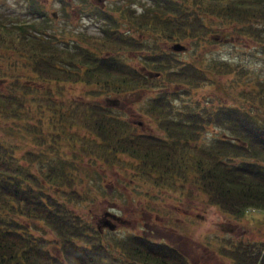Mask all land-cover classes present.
<instances>
[{
  "label": "rangeland",
  "instance_id": "rangeland-1",
  "mask_svg": "<svg viewBox=\"0 0 264 264\" xmlns=\"http://www.w3.org/2000/svg\"><path fill=\"white\" fill-rule=\"evenodd\" d=\"M39 1L43 2L41 10L46 12L49 19H54L50 21L51 25L58 30L65 31L69 28L82 31L84 39H80L81 42L77 40L76 44L80 43L82 48L95 53L98 59H104L105 65H100L101 70L93 69L91 76L87 77L84 75L86 66L77 61L67 62L65 66L75 69L74 71L61 73L50 69L46 78L50 82L46 80L45 83L26 64L25 56L19 52L23 43L20 42L18 33L0 28V39L4 40L0 43V106L3 104V108H0V141L9 148L13 147V158L21 165L25 174L36 181L50 199L57 200L72 215L80 216L88 222L86 226L82 224V228H88L87 225L94 228L96 221L106 210L123 219L122 224L111 220L116 224L115 229H102L100 233L101 241L113 246L114 250L127 241L130 244L128 249H132L133 253L134 239L142 237L144 233L148 234L145 238L176 249L186 264H240L231 253L233 245L242 240L249 242L250 248L253 243L264 242V211L248 208L242 217L236 218L222 212L217 205L210 204L208 194L202 192V187L197 182L195 162L198 157L200 160V151L195 152L193 148L185 146L175 156L172 155L171 170L164 171L161 168L159 172L160 166L155 164L157 169L146 168L142 172L140 160L112 152V138L98 137L94 131L76 124L73 119L81 117L84 108L90 115L96 106L104 105L106 99H118V107L109 106L112 110L108 111L120 116L130 125L126 138L149 137L160 142L168 138L171 140L169 134L174 136L176 132L168 127L163 129L166 119H171L174 125L183 123L186 124L184 126H190L193 123L188 112L205 115L210 114L211 109H227L226 106L237 105L245 110L247 102L238 92L247 87L244 81L252 76L245 78L242 75L243 67L247 70L246 74L260 75L264 69V53L246 36L232 31L231 25L223 24L217 19L214 22L207 16L206 19L204 16L188 19L193 20L194 27L188 26L187 29L180 23H175L176 27L173 29H166L165 19H148L149 23L142 19H122L119 26L117 19H105L109 21V27L112 25V32L106 39L100 40L96 39L100 38L98 26L104 24L93 17L92 5L95 0ZM128 1L106 0L104 6L107 9L112 6L113 12L123 4L130 5ZM132 1L142 5L143 9L148 8L151 2ZM156 1H161L162 7H174L169 0ZM198 3L205 6L206 3L214 2L199 0ZM188 4L192 5L189 1ZM26 7L22 0H0V21L28 20L30 17L23 14ZM138 8L135 10L137 15L141 13V8ZM51 11L56 14L54 17H50ZM90 12L92 14L88 15ZM166 14L168 16L169 13ZM123 28L130 29L128 34L124 33L126 29ZM74 32L70 35L74 36ZM172 33H176L177 37L182 33L196 35L182 40L176 38V41L186 44L187 48L171 52L167 50L171 41L166 36ZM87 36L91 38H86ZM55 37L62 42L74 41L73 37L68 38L63 33L57 32ZM154 56L162 58L161 66H165L167 61V68L171 70L159 66L161 73L158 78H147L145 85L140 84L143 87L141 91L129 92L137 80L131 77V73L140 74L138 80H143L139 68L147 66V70L152 72L154 69L150 65H155L152 61ZM223 61H228L235 68L240 67V77L229 69L212 71L214 64ZM194 69L199 71V76L204 77L196 83L184 78H176L179 82L174 81L175 77L166 75L170 71L189 74ZM26 81L29 83V93L21 95L13 90L14 82L18 84ZM118 82L127 84V87L117 86ZM117 89L125 92H115ZM12 96L16 98L13 103ZM42 98L48 99L45 101ZM166 102L171 103L170 112H167L170 117L165 116L166 119L164 113L147 114L142 111V108L153 103H159V111H167ZM14 106H17L16 113H9ZM71 112L74 113L73 118L68 121V113ZM228 116L237 118L238 115L230 112ZM200 123L202 127L199 134L194 135L198 140L192 138L189 145L210 150L212 140L225 133L223 124L207 123L204 120ZM110 127L112 126H108L106 130ZM185 128L187 127H183V131ZM181 133L177 131L179 138ZM182 136L187 137L188 134L183 132ZM107 143L111 145L109 148L106 147ZM149 145H154L155 151L160 152V147L154 143H148L146 149L151 148ZM44 149L46 151L43 154L34 152L30 160V150ZM165 152L167 153L166 149ZM45 163V167H40ZM70 164L73 165L71 169ZM53 165L60 167L69 179L73 178V182L69 180L70 185L67 183L60 187V192L52 190L53 183H50L51 180L47 181L48 168ZM174 165H177L176 169ZM55 180L60 184L64 182L62 176ZM44 182L46 183L43 184ZM74 190L77 194H73ZM60 208L62 214L66 215V211ZM17 221L28 225V231L33 235L40 233L46 236L45 233H48V228L43 224L36 223L33 227L34 224L23 217H18ZM54 237L57 236L46 237L51 241L48 249H51Z\"/></svg>",
  "mask_w": 264,
  "mask_h": 264
},
{
  "label": "trees",
  "instance_id": "trees-1",
  "mask_svg": "<svg viewBox=\"0 0 264 264\" xmlns=\"http://www.w3.org/2000/svg\"><path fill=\"white\" fill-rule=\"evenodd\" d=\"M120 1L123 2V0ZM169 1L174 5L172 9L166 5V7H162V2L156 0H151L150 6L143 9L142 5L129 0L127 3H130V5L123 4L122 9L118 12L123 16H129V19L132 20L142 19L145 23H149L148 19L152 21L154 19H160V21L165 19L163 21H165L164 27L166 29H173L178 23L185 26L186 29L188 26L194 27L193 20L188 21V19H198L203 16L206 19L205 16H207L214 22L217 19L223 24L231 25L232 31L246 36L256 43L255 45L259 47L260 52L264 53V0H209L214 3H206L205 6L200 5L199 0ZM188 1L192 4L191 6H189ZM137 6L141 8V13L138 15L135 12ZM167 12L169 17L166 14ZM0 26L3 31L11 30L18 33L19 40L23 43V48L21 51L19 48V52L25 56L26 64H29L44 82L48 78L47 74L50 69L61 73H66L68 70L74 71L75 69L65 66L67 62L77 61L82 66H86L87 69L84 75L86 74L87 77L91 76L93 69L98 70L100 65H105L104 59H98L99 57L94 55L95 53L93 54L87 48H82L80 43L76 44L80 39H84L85 35L82 31L73 30L75 31L74 36H71L70 34L73 32L71 29L58 30L57 27L47 26L41 21L15 24L0 21ZM57 32L63 33V35L66 34L68 38L69 36L73 37L74 41H59L60 38L55 37ZM124 33L128 34L127 31ZM195 35L182 33L177 37L176 33H172L166 37L170 38L169 41L175 42L176 38L182 40ZM108 36L105 33L102 37L96 39L101 40L103 38L102 40H104ZM86 38L91 37L87 36ZM197 41L193 42L197 43ZM3 42L4 40L0 39V43ZM89 44L91 45V43ZM191 44L193 45L192 42ZM18 47L20 46L18 45ZM164 56L167 58L166 54ZM73 58H77V60ZM152 58H154L152 61L155 65H150V67L154 70L141 74L143 80H138L140 74L131 73V77L137 80L134 81L135 86L134 88L131 87L129 92L141 91L143 89L141 85H145L147 78H153L154 73H158V76L154 78L159 77L161 71L158 67L161 66L162 58H157V56ZM161 67L168 71L171 70L167 68V61L165 66ZM235 67L228 61H223L220 64H214L212 71L222 72L229 69L240 77L242 69ZM231 68L235 69L232 70ZM243 70L244 74L242 75L245 78L252 76L244 81L247 87L238 92L247 102L245 110L237 105L234 107L226 106L227 109L221 107L217 110L211 109L213 112L209 110L210 114L206 113L205 115L198 112L189 114L188 112L189 119L193 124L184 126L186 124L174 125L171 123V119H166L165 116L169 114L167 112H170V102H166L168 104L165 105L168 108L167 111H159L157 106L159 103L157 105L153 103L154 105L151 106L149 104L147 108H142V111L147 114L163 115L162 113H164L166 120L162 125L163 129L168 127L176 132L174 136L169 134L171 140L168 138L160 142V140L155 141L149 137L126 138L125 135L130 125L120 116L118 117L110 112L112 108L118 106L110 108L106 105H99L94 108L95 110L90 115H88L87 109L84 108V111L80 114L81 117L73 120L85 129L88 128L89 131H94L98 137L112 138V152L114 154H126L140 160L142 172L146 168L157 169L155 164L160 166L159 172H161V168L164 171H169L173 167L170 163L172 155L175 156L180 148L188 146L193 148L195 152L198 150L200 151L198 154L200 160L198 157V161L195 162L197 182L202 187V192L208 194L210 204L217 205L222 212L236 218L242 217L245 209L248 208L264 211V69L260 75L246 74L245 67H243ZM170 72L166 75H172V77H175L174 81L178 82L179 80L176 78H184L191 83H196L204 78L199 76V71H195V69L191 70L189 74ZM67 73L69 74V72ZM123 75L126 76L125 73ZM47 81L50 82V79ZM118 83L117 86L127 87L125 83ZM13 84V90L21 95L30 92L28 81L18 84L14 82ZM133 89L134 91H132ZM120 91L125 92L123 89H117L115 92ZM12 98L13 103L16 98L15 96H12ZM47 99L44 98L43 100L47 101ZM50 101L53 102V100ZM0 103L2 102L0 101ZM0 108H3V104ZM16 108L17 106H14L8 112L15 114ZM72 111L74 112V110ZM230 112L236 113L237 118L228 116ZM73 114L72 112L68 113V121H71ZM221 118L224 120H221ZM202 120L207 121V123H221L225 130V133L215 138L214 141L212 140L210 150L201 149L197 145L196 147L189 145L192 138L198 140L194 135L198 136L202 127L200 123ZM52 126L55 127L56 125ZM108 126L112 127L108 128L107 131ZM183 127L187 128L183 131ZM130 129L128 132H130ZM177 131L182 132L181 138L177 136ZM183 132L187 133L188 136L183 137ZM148 139L149 141H147ZM148 143L156 144L155 146L160 147V152L155 151L154 145H149L151 148L146 149ZM50 146H52V143H50ZM110 146V143H107L106 147L109 148ZM45 151L46 149L40 151L30 150L28 154L31 155L30 160H32L34 152L43 154ZM13 152V147L9 148L0 141V264H186L176 249L173 250L169 246L159 245L156 241L148 238L137 236V239H134V244H132L134 245L133 253L131 252L132 249H128L130 244L127 241L115 247V250L113 246L103 243L100 237L101 234L95 227L90 228L87 225L88 228H82L81 225L86 226L85 224L88 222L80 216L72 215V212L61 206L56 202L57 200L50 199L45 191L38 186L39 184L25 174L21 165L13 158ZM70 165V169L73 168V165ZM45 166L46 163L40 167ZM174 168L176 169L177 165H174ZM60 172H63V170L58 166L53 165L50 169L48 168L49 179L47 181L51 180L50 183H53L51 188L55 192H60L62 185L67 183L70 185L69 183L73 180V178L69 179L64 172ZM41 173L43 172L41 171ZM59 176H62L64 181L61 184L55 180ZM73 194H77L75 190ZM60 207L66 211V215L62 214ZM18 217L28 219L29 222L34 224L33 227L36 223L43 224L48 228V233H45L46 236L40 233L31 234L28 231V225L18 223ZM55 235L57 237H54L53 245L51 249H48L51 241L46 237ZM248 244L250 243L242 240L234 243V249L231 253L237 263L264 264V242L253 243L250 248H248Z\"/></svg>",
  "mask_w": 264,
  "mask_h": 264
},
{
  "label": "water",
  "instance_id": "water-1",
  "mask_svg": "<svg viewBox=\"0 0 264 264\" xmlns=\"http://www.w3.org/2000/svg\"><path fill=\"white\" fill-rule=\"evenodd\" d=\"M169 49L173 52L184 51L186 50V46L179 42H173L169 45ZM105 102L107 105L116 106L118 104V101L116 99H106ZM111 220L120 224L124 222L123 219H121L119 216L115 215L114 213H111L109 211H104L96 221V228L98 230H100L101 228H106L109 231L114 230L116 226Z\"/></svg>",
  "mask_w": 264,
  "mask_h": 264
},
{
  "label": "flooded vegetation",
  "instance_id": "flooded-vegetation-1",
  "mask_svg": "<svg viewBox=\"0 0 264 264\" xmlns=\"http://www.w3.org/2000/svg\"><path fill=\"white\" fill-rule=\"evenodd\" d=\"M104 3H106V0H95L93 5H92V9H93V17L94 19H104L102 21L103 24L106 23L105 19H129V16L127 15H121L119 14H112V6L110 8H106V6H104ZM68 6V4H67ZM66 6V7H67ZM95 8H98V10L96 11ZM122 9V6L120 7V10ZM88 13V12H86ZM92 14V12H90L88 15ZM85 15V14H84ZM98 28H100V26H98ZM110 32H112V25L111 27H109ZM99 35L102 34V31L100 30L98 32ZM140 72L143 73L147 70V66H140L139 68ZM140 125V123L138 124ZM148 229V228H147ZM147 234V232H145ZM142 237L148 236L145 235L144 233H142Z\"/></svg>",
  "mask_w": 264,
  "mask_h": 264
}]
</instances>
